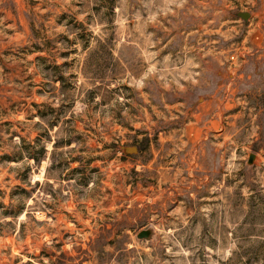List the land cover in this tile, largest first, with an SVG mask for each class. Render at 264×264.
<instances>
[{
    "label": "rangeland",
    "instance_id": "rangeland-1",
    "mask_svg": "<svg viewBox=\"0 0 264 264\" xmlns=\"http://www.w3.org/2000/svg\"><path fill=\"white\" fill-rule=\"evenodd\" d=\"M0 264H264V0H0Z\"/></svg>",
    "mask_w": 264,
    "mask_h": 264
},
{
    "label": "water",
    "instance_id": "water-1",
    "mask_svg": "<svg viewBox=\"0 0 264 264\" xmlns=\"http://www.w3.org/2000/svg\"><path fill=\"white\" fill-rule=\"evenodd\" d=\"M240 16L243 17L244 19H246L248 17V14H241ZM123 150L126 153H132V152L138 153V148H136V147L124 148ZM253 160H254V156H251L249 163L251 164L253 162ZM152 237H153V231L151 229L143 230L137 235V238L139 240H149Z\"/></svg>",
    "mask_w": 264,
    "mask_h": 264
}]
</instances>
